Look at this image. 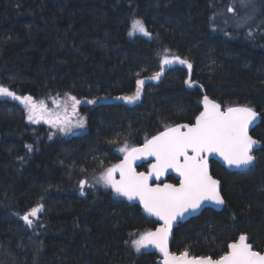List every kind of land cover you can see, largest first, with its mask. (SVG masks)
I'll return each instance as SVG.
<instances>
[{"label": "trees", "instance_id": "trees-1", "mask_svg": "<svg viewBox=\"0 0 264 264\" xmlns=\"http://www.w3.org/2000/svg\"><path fill=\"white\" fill-rule=\"evenodd\" d=\"M252 6L0 0V85L46 107L59 101L72 110L68 96H75L84 121L61 132L38 115L28 120L21 101L0 97V264H157L155 251L137 252L130 241L158 222L97 180L125 144L192 123L201 111L200 86L223 108L257 111L261 120L251 135L260 146L243 170L211 161L225 203L179 223L170 248L219 258L241 234L253 249L264 248V0ZM134 19L151 36H130ZM165 57L192 67L179 60L163 65ZM157 72L160 78L151 79ZM138 80L140 97L130 103L123 97L135 94ZM38 204L43 208L29 226L23 216Z\"/></svg>", "mask_w": 264, "mask_h": 264}, {"label": "snow or ice", "instance_id": "snow-or-ice-1", "mask_svg": "<svg viewBox=\"0 0 264 264\" xmlns=\"http://www.w3.org/2000/svg\"><path fill=\"white\" fill-rule=\"evenodd\" d=\"M137 33L151 36L140 19H134L129 29L130 36ZM177 60L182 64H188L179 57H173L171 60L165 57L162 64L168 65ZM188 67L191 69V64H188ZM160 75L161 72H157L151 79L158 80ZM143 84V80H138L135 94L123 99L130 103L139 99L140 86ZM0 97H11L21 101L28 110L27 118L30 121H34L38 108L45 109L43 102L37 105L31 96H17L14 91L3 85H0ZM68 99L72 102L71 107L75 114L76 106L81 101L75 96H68ZM203 104L204 111L196 117L194 124L167 127L165 131L146 139L142 147L129 148L125 144L119 149L126 153L123 161L108 168L97 182L111 186L116 194L126 196L129 200L139 198L147 213L163 221L155 231H144L137 239L130 241L137 252L154 246L163 253V264H264V254L253 250V246L246 242L248 237L245 234H241L238 241L228 245L230 251L215 260L211 257L189 259L187 250L179 255L169 252V235L173 222L178 217L200 209L205 202H213L217 206L225 203L220 191L221 182L209 173L208 157L214 153L218 154L229 166L238 168L253 165L257 159L252 152L254 146L260 142L249 135V126L254 124L259 114L249 106L228 107L226 111H222L221 106L210 101L207 96L204 97ZM49 117L48 123L59 127L61 132L71 131L72 127H82L84 123L83 118H80L72 125L67 115L61 119L58 114L50 113ZM27 147L31 150L30 145ZM142 157H154L155 162L150 165L148 172L137 173L133 165ZM168 169H174L179 173L181 177L179 186L172 184L153 186L149 183L153 177L158 179ZM117 170L120 174L119 180L114 176ZM80 184L83 192L85 181H81ZM42 208L43 205L40 204L33 207L25 213L23 220L31 226L33 220L30 217H36Z\"/></svg>", "mask_w": 264, "mask_h": 264}, {"label": "water", "instance_id": "water-1", "mask_svg": "<svg viewBox=\"0 0 264 264\" xmlns=\"http://www.w3.org/2000/svg\"><path fill=\"white\" fill-rule=\"evenodd\" d=\"M200 93L202 94V97H201V111L197 114V116H199V114H200L202 111H204L203 99H204L205 96L208 97V95L205 93L204 89H203L201 86H200ZM208 98H209V97H208ZM209 100H210V101H214L215 103L219 104L217 101H215V100H213V99H211V98H209ZM219 105H220V104H219ZM220 106H221V110H222V111H226L228 107H238V106H245V105H231V106H228V107H225V108H223L222 105H220ZM256 112H257V111H256ZM257 113H258V112H257ZM258 114H259V113H258ZM197 116H196V117H197ZM196 117L194 118V120H193L192 123H185V122H183V123L174 124V125L169 126V127H174V126H177V125H185V124H189V125L194 124V123H195V119H196ZM260 120H261V115L259 114L258 119L254 122V124L249 126V135H250L253 139L257 140V141H259V140H258L257 138H255L254 136L251 135V130H252V129H253V128H254V127L260 122ZM165 129H166V128H165ZM165 129L161 130L160 132L165 131ZM160 132L156 133L155 135H158ZM155 135H153V136H155ZM153 136H151V137L148 138V139H151ZM144 142H145V141H144ZM144 142L141 143V144H139V145H136V146H134V147H142L143 144H144ZM259 146H260V143H259L258 145H256V146H254V148H253V152H254L255 150H257V149L259 148ZM253 152H252V154H253ZM125 155H126V153H124V154L121 156L120 160H119L115 165L120 164V163L123 161ZM212 160L215 161V162H217V163H219V164H220L221 166H223L224 168H226V169H231V170H243V169H246V168H248V167L251 166V165H250V166H247V167H239V168H238V167H235V166H229V165L224 161L223 157H221V156H219L218 154H215V153H214V154H211V155L208 157V162H209V173H210V175H212V174H211V161H212ZM154 162H155V158H154V157H142V158L137 159V160L135 161L133 167L135 168V171H136L137 173H140V172H145V173H146V172L149 171V169H150V165H151L152 163H154ZM143 163H148V167H147L145 170H139V169H138V166L141 165V164H143ZM114 176H115V178H116L117 180L120 179L119 170H117V171L114 173ZM168 176H173V178L176 180V182H169V181H166V179H167ZM212 177H213L214 179H217V178L214 177L213 175H212ZM180 180H181V177H180V175H179L178 172H176L174 169H168V170H167L164 174H162L158 179H157L156 177H153V178L149 181V183L152 184L153 186H155L156 184H159V185H161V186H162L163 184H172V185L179 186V184H180ZM217 180H218V179H217ZM220 191H221V183H220ZM221 195H222V193H221ZM124 197L127 198L126 196H124ZM127 199H128V198H127ZM130 201H132L133 203L137 204V205L140 207V209L142 210V212H144L147 216L153 218L154 220H156V221L158 222L157 226H156L155 228L151 229V231H155L156 228L160 227V226L163 224V221L160 220L159 217H156V216L150 215L149 213H147V212L144 210L143 204L140 202L139 198H134V199H132V200H130ZM222 207H223V205H221V206H217V205H215L213 202H205V203L201 206L200 209H198V210H196V211H194V212H191V213H187V214H185L183 217H178L177 220L173 222L172 230H171V233H170V235H169V239H168V249H169V252H170V253H175V254H177V255L180 254V253H177V252H173V251L171 250V248H170V244H171V241H172V238H173L174 228L177 227V225H178L179 223L185 222V221H187L189 218L194 217V216L200 214L201 211H202L203 209H205V208H212V209H214V210L219 211V210L222 209ZM246 236H247V235H246ZM247 237H248V236H247ZM238 239H239V237L237 238L236 241H238ZM236 241H234V242H236ZM234 242H231V243H234ZM246 242L249 243V244H251V243L249 242V237H248V240H247ZM231 243H229V244H231ZM229 244H228V245H229ZM148 249H149V250H152V251H155V252L157 253L158 258L156 259V263H157V264H163V261H164V255H163V253H161V252H160L158 249H156L154 246H149ZM253 250H254V251H258V250H255V249H253ZM228 251H230V249L227 247V251H226L225 253H227ZM259 252H261L262 254H264V248H263L261 251H259ZM225 253H224V254H225ZM224 254H223V255H224ZM192 257H210V256H190V255H189L188 258L191 259ZM211 258H212V257H211ZM212 259L215 260V259H218V258H212Z\"/></svg>", "mask_w": 264, "mask_h": 264}, {"label": "rangeland", "instance_id": "rangeland-1", "mask_svg": "<svg viewBox=\"0 0 264 264\" xmlns=\"http://www.w3.org/2000/svg\"><path fill=\"white\" fill-rule=\"evenodd\" d=\"M257 0H239V4H241L242 8H245L246 6H254V4L256 3ZM252 6V7H253ZM256 6V5H255ZM242 11H245V9H243ZM59 101H54L53 102V106L54 107H46L45 106V109L44 110H40L38 108V111H37V115L40 119H43L45 122L48 121V119L50 118L49 117V114H58L60 116L61 119H63L65 117V115H67V118L69 120V122L72 124V125H75L78 121V113L75 112V114H73L72 110H70V108L67 109V112L65 113V108L66 106H60L58 107L60 104ZM79 127H72L71 128V131L69 132H73V131H76Z\"/></svg>", "mask_w": 264, "mask_h": 264}, {"label": "bare ground", "instance_id": "bare-ground-1", "mask_svg": "<svg viewBox=\"0 0 264 264\" xmlns=\"http://www.w3.org/2000/svg\"><path fill=\"white\" fill-rule=\"evenodd\" d=\"M157 254V253H156Z\"/></svg>", "mask_w": 264, "mask_h": 264}]
</instances>
